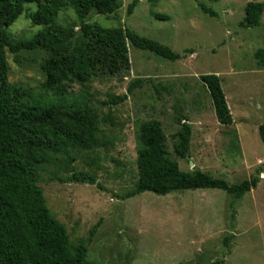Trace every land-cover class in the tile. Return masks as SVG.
<instances>
[{"label":"rangeland","instance_id":"obj_1","mask_svg":"<svg viewBox=\"0 0 264 264\" xmlns=\"http://www.w3.org/2000/svg\"><path fill=\"white\" fill-rule=\"evenodd\" d=\"M132 1L124 0L112 16L92 11L87 22L128 29L169 47L182 59L169 61L129 42L127 78L69 84L67 93L60 95L44 88L47 52L14 56L7 50L10 84L27 90L35 105L88 101L102 122L96 147L74 152L71 163L58 157L42 167L39 186L49 210L66 226L71 242L90 240L92 264H264V68L256 56L264 52V15L257 28L241 25L248 3L264 0H141L129 16ZM36 11V4L25 6L9 29L13 42L29 41L43 30L29 18ZM76 23L77 13L68 6L56 18L61 27ZM206 75L221 78L232 126L219 123L201 81ZM137 79L145 81L130 93ZM124 96L125 102L107 105L113 97ZM109 115L113 121L105 122ZM183 118L192 126L187 159L174 151ZM149 120L161 122L171 157L183 172L199 170L230 184L257 178L258 187L239 201L220 190L125 198L139 180L137 128ZM75 173L90 174L95 185L72 180Z\"/></svg>","mask_w":264,"mask_h":264},{"label":"trees","instance_id":"obj_2","mask_svg":"<svg viewBox=\"0 0 264 264\" xmlns=\"http://www.w3.org/2000/svg\"><path fill=\"white\" fill-rule=\"evenodd\" d=\"M123 1L0 0V264H92L88 260L90 240L71 242L66 226L49 210L39 182L44 165L58 157L71 163L74 152L96 147V134L102 125L88 101L81 105H35L27 90L10 84L7 50L14 56L22 51L47 52L42 66L46 75L44 88L60 95L67 93L69 84L86 86L103 77L127 78L131 72L129 42L169 61L182 59L169 47L128 29H106L87 22L92 11L105 16L116 14ZM140 2L133 0L128 6L129 16ZM27 4L37 5V11L29 18L43 30L29 41L13 42L9 29L24 14ZM67 6L76 11L77 23L61 27L56 18ZM200 7L215 16L207 6L200 4ZM263 15L264 2L248 3L242 27H259ZM256 56L264 68V52L259 51ZM144 81L137 79L129 92L140 88ZM201 81L212 97L219 123L232 126L234 119L221 78L206 75ZM126 99L127 96L113 97L107 105H117ZM110 115L104 118L105 122L113 121ZM260 136L264 143V125ZM176 140L175 155L189 158L192 126L186 118ZM137 145L139 180L137 187L125 196L127 199L144 193L167 196L189 190H220L239 201L258 187L257 178L230 184L199 170L183 172L178 161L171 157L160 121L149 120L138 126ZM72 180L95 185L90 174L75 173Z\"/></svg>","mask_w":264,"mask_h":264},{"label":"crops","instance_id":"obj_3","mask_svg":"<svg viewBox=\"0 0 264 264\" xmlns=\"http://www.w3.org/2000/svg\"><path fill=\"white\" fill-rule=\"evenodd\" d=\"M228 101V100H227ZM231 111V110H230Z\"/></svg>","mask_w":264,"mask_h":264}]
</instances>
